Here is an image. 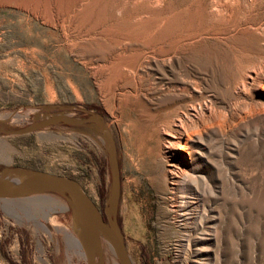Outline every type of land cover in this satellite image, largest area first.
<instances>
[{"label": "rangeland", "instance_id": "374dc122", "mask_svg": "<svg viewBox=\"0 0 264 264\" xmlns=\"http://www.w3.org/2000/svg\"><path fill=\"white\" fill-rule=\"evenodd\" d=\"M122 4L0 0L2 127L57 114L106 122L121 167L117 215L135 264H264V92L258 82L238 84L252 68L264 80V37L257 34L264 0H138L126 5V18ZM137 11L145 14L132 19ZM233 23L240 25L228 31ZM128 28L141 32L130 36ZM127 72L137 76L135 90L121 87ZM204 100L220 132L191 142L206 183H199V226L179 229L164 176L171 164L155 157L159 127L167 106L185 111ZM20 171L74 179L102 213L112 194L110 147L98 122L0 132V178ZM186 232L199 239L183 245ZM81 236L65 193L0 199V264H89L75 240ZM99 255L96 249L95 262L105 264Z\"/></svg>", "mask_w": 264, "mask_h": 264}, {"label": "bare ground", "instance_id": "6f19581e", "mask_svg": "<svg viewBox=\"0 0 264 264\" xmlns=\"http://www.w3.org/2000/svg\"><path fill=\"white\" fill-rule=\"evenodd\" d=\"M137 1L138 0H123V4H122L123 7L120 11L121 15L126 18V15H127L126 5L130 4V3L134 4ZM227 9H229V8H227ZM144 14H145V12H143V11H137V12H134L131 17H132V19L137 20V19L141 18ZM245 14H247V13H245ZM249 15H251V14L249 13ZM249 15H245L244 17L249 16ZM225 16H227V15H225ZM229 16H230V14H229ZM238 19H240V18H238ZM239 25L240 24H235V23L228 25L229 26L228 31H235ZM253 29H255V28H253ZM150 30H151V32L157 31L158 27L156 28L153 26V27H151ZM203 30L204 29L199 30V37L204 33ZM139 31L140 30L133 29V28H130V29L128 28L126 30V32H128L129 35L130 34L136 35L139 33ZM257 34H259L260 37H264V30L262 28H260V30L258 31ZM254 35H256V34H254ZM119 53H120V50H119ZM119 53L116 54L117 57H118ZM135 54H138V53H135ZM135 54L133 56H135ZM142 57L144 59H146L147 61L149 60V62H150V60L156 59V57L154 55H151V54H144ZM106 58H109V57H106ZM142 64H143V62H142ZM138 65H131V66L129 65L126 67H130V71L134 72V70H135V72H136V70L138 69L136 67L140 66V65L139 66ZM125 71H128V70L126 69ZM128 74H130V75L128 76ZM128 74H127L128 77L126 76L127 80L122 82L121 87H124L125 89L130 88V89L135 90L137 88L136 82H138V81L133 83L135 81V80L133 81V79L136 76L135 74L138 75V73L133 74V75H135L134 78L131 76L132 72H130ZM255 82H258L257 87L260 90H262V92H264V80L262 79V77H260V74L258 73L257 69L252 68L245 75H243V76L241 75V77L238 81V84L242 85V88H244V87H246L247 84L249 85V84L255 83ZM118 86H119V84H118ZM127 95H131V94L127 93ZM136 95L138 96V93L135 94V97H136ZM144 96H146V95L144 94ZM139 97H140V95H139ZM140 99H142V98H140ZM161 108L163 109L164 107H161ZM161 108H160V110H161ZM166 109H167V112H165L166 116L164 119H162L164 121L162 123V126L159 127L160 132L158 131L159 132L158 135H160V140H159L160 144L158 143L159 144V148H158L159 153L157 152L155 157H156V159H158L159 156H161L165 159V161L170 162V164H171V165H169L170 167L166 168V170L164 171L165 172L164 176L167 179L168 183H170V190L173 193L172 197L169 196V197H171L170 199L172 200L171 201L172 205H171L170 211L173 213L175 224L179 227V229L185 228L187 226V224H189L190 222H196L197 226H199V222H200L199 221V183L200 184L206 183V176L205 175H199V170L201 169V165L199 163V157L195 156V154L192 153L191 142L194 141L195 143H199V141L201 142V140L207 141V136L205 135V133L217 135L218 132H220V131H218V129H217L215 116L213 115V112H212V107L205 100L200 102V103L198 102L196 105H191L185 111H183L182 109L178 110L179 108L175 109L174 106H167ZM155 112H156V109H155ZM148 113L150 114V112H148ZM159 114H161V111ZM163 115H165V114H163ZM149 117H152V116H149ZM160 117L162 118V116H160ZM152 119H154V118L152 117ZM152 119H151V121H152ZM158 120H156V121H158ZM162 120H161V122H162ZM151 121H150V124H151ZM154 125H155V123H154ZM155 126H157V125H155ZM0 127H2L1 122H0ZM155 129H157V128H155ZM156 151H157V148H156ZM20 175H21V173L18 172V173H16V175L14 177H11V178L8 177V179H6L4 181L8 182V181L16 180L20 177ZM201 187H203V186H201ZM204 217H206V216H204ZM94 234H95L96 243H97L95 250L98 249L99 254H100L99 256H101L103 263H105V264H117V261L115 260V257H114L113 248L107 242V240L105 238L106 235L103 232V230L100 227L96 226L94 228ZM193 238L197 239V240L199 239V237L195 238L192 236L191 233L186 232L184 237L182 238V241H183L182 244L189 246V244L191 243ZM75 240L79 244V246H83V243L80 242V238L79 239L75 238ZM198 252H199V248H198ZM134 264H135V262H134Z\"/></svg>", "mask_w": 264, "mask_h": 264}, {"label": "water", "instance_id": "95a60500", "mask_svg": "<svg viewBox=\"0 0 264 264\" xmlns=\"http://www.w3.org/2000/svg\"><path fill=\"white\" fill-rule=\"evenodd\" d=\"M56 121L69 123L98 122L101 125L103 135L110 147L112 172V194L104 213L74 179L46 171H20L21 175L18 179L8 182H5L4 176H2L0 178V199H17L43 193H65L73 206L80 226L82 243L89 264H97L93 257L97 245L94 234L96 226L100 227L107 236L120 264H134L117 215L122 189L121 167L117 148L106 122L101 117L93 114L79 119L66 114H57L18 129L0 127V132L9 135H24Z\"/></svg>", "mask_w": 264, "mask_h": 264}]
</instances>
